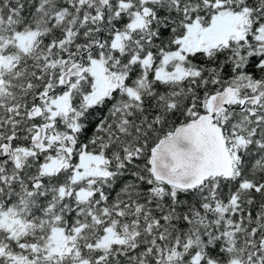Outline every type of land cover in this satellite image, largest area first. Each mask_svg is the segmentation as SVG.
I'll use <instances>...</instances> for the list:
<instances>
[{"label":"snow or ice","instance_id":"snow-or-ice-1","mask_svg":"<svg viewBox=\"0 0 264 264\" xmlns=\"http://www.w3.org/2000/svg\"><path fill=\"white\" fill-rule=\"evenodd\" d=\"M0 264H264V0H0Z\"/></svg>","mask_w":264,"mask_h":264}]
</instances>
